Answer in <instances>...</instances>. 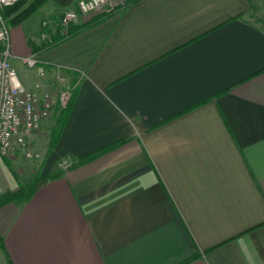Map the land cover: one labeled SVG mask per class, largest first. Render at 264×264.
I'll list each match as a JSON object with an SVG mask.
<instances>
[{
    "label": "crops",
    "instance_id": "1",
    "mask_svg": "<svg viewBox=\"0 0 264 264\" xmlns=\"http://www.w3.org/2000/svg\"><path fill=\"white\" fill-rule=\"evenodd\" d=\"M259 4L138 0L39 54L10 27L23 82H41L20 61L32 55L45 80L73 74L75 97L41 170L0 155V196L49 161L93 157L0 207V264H264Z\"/></svg>",
    "mask_w": 264,
    "mask_h": 264
},
{
    "label": "built area",
    "instance_id": "2",
    "mask_svg": "<svg viewBox=\"0 0 264 264\" xmlns=\"http://www.w3.org/2000/svg\"><path fill=\"white\" fill-rule=\"evenodd\" d=\"M16 1L0 0V155L20 154L27 159H37L40 154L32 146V136L52 113L54 97L48 90L27 86L11 62V29L3 11ZM121 5H124L123 0H78L76 7L61 12L60 24L67 28L81 16L90 17L118 9ZM23 60L30 68L38 64L32 55ZM70 94L71 85H66L58 94V103L65 106Z\"/></svg>",
    "mask_w": 264,
    "mask_h": 264
},
{
    "label": "rangeland",
    "instance_id": "3",
    "mask_svg": "<svg viewBox=\"0 0 264 264\" xmlns=\"http://www.w3.org/2000/svg\"><path fill=\"white\" fill-rule=\"evenodd\" d=\"M126 1L127 0H123V3H125ZM67 8H70V7H63L58 10H54V8L52 7V0H47L42 6L37 8L32 14H30L27 18H25L19 24L17 25L9 24V25L10 27L21 25V27L25 29L28 35L29 34L33 35L35 39H37V37H40L41 41H43L47 38L52 37L56 33V30L60 24L61 12ZM253 10H255L254 11L255 19L258 17L260 23L264 25V0H260V4L257 5L255 9L253 8ZM75 23H77V21ZM20 61H22L23 68L28 75L33 76L34 79H37V80L41 79V82L40 83L38 82V84H35L34 86H32V89L48 90L53 93V97H54V109L52 113L50 114V116L42 122L40 129L37 131V134H39V132H41V130H44L45 127L48 130L46 133L47 135L39 139L41 140L40 143L39 141L37 142V144H40L39 146L40 152L38 150L37 151L40 154L39 160L41 161V163H37L38 164L37 169L41 170V167L44 166L45 164L44 162L49 157L54 158L57 155L56 153H54L53 151L54 149H52V140L54 137H53L52 128L50 127V125L51 126L53 125L54 127L56 125L54 123H56L55 119H56V114L58 112V105H59L58 94L61 90L65 88L66 85H70V83L73 82L74 76L73 74H68V75H61L60 77H54V79L45 80L46 78L43 75L44 72L43 70H39L40 69L39 65H36L35 67L30 68V67H27V65L24 63L23 58H20ZM36 72L39 76H36L35 74ZM22 73L20 71V75ZM30 160H36V159H30ZM72 165H73V162L67 159L60 158L54 163H51V161H49L45 166V172L46 173L48 171L52 172L53 170L64 172L65 170L71 168Z\"/></svg>",
    "mask_w": 264,
    "mask_h": 264
},
{
    "label": "trees",
    "instance_id": "4",
    "mask_svg": "<svg viewBox=\"0 0 264 264\" xmlns=\"http://www.w3.org/2000/svg\"><path fill=\"white\" fill-rule=\"evenodd\" d=\"M47 0H18L13 5L8 6L4 9V17L8 20L9 24L17 25L20 22H22L25 18H27L30 14H32L37 8L42 6ZM138 0H127L124 5H121L118 9L115 10H109L100 14L93 15L89 21L83 22V23H75L72 22L68 25L67 28H64L59 24L56 33L45 40H43L41 43H35L33 41H29V44L32 48V51L34 54H39L43 50L50 48L61 41L65 40L66 38H69L71 36H74L75 34L81 32L85 28L96 24L100 20H102L105 16L111 14L114 11H121L128 7L131 3L136 2ZM75 88L71 87V94L68 98V101L65 106L58 105V112L56 114V125L52 129L53 133V140H52V149L55 148L58 139L61 136L62 129L64 127V124L70 114L73 100L75 97L74 93ZM93 157V155H90L88 157L79 159L77 161L73 162V165H80L88 160H90ZM63 171H54L52 172L49 177L42 178L41 174H37L34 179L29 182L28 184L21 185L19 189L8 192L2 196H0V207L5 204L7 201L10 200H20V201H26L28 200L36 191L38 187L45 184L49 180H52L54 178H57L58 176L62 175Z\"/></svg>",
    "mask_w": 264,
    "mask_h": 264
}]
</instances>
